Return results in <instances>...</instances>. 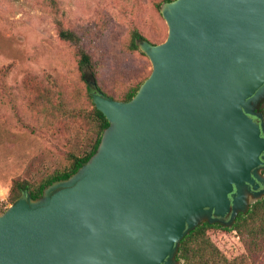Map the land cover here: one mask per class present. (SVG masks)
<instances>
[{
	"label": "water",
	"instance_id": "95a60500",
	"mask_svg": "<svg viewBox=\"0 0 264 264\" xmlns=\"http://www.w3.org/2000/svg\"><path fill=\"white\" fill-rule=\"evenodd\" d=\"M159 12L167 36L137 43L151 72L134 96L91 94L108 122L95 153L0 213V264H181L189 231L264 198V0Z\"/></svg>",
	"mask_w": 264,
	"mask_h": 264
},
{
	"label": "rangeland",
	"instance_id": "374dc122",
	"mask_svg": "<svg viewBox=\"0 0 264 264\" xmlns=\"http://www.w3.org/2000/svg\"><path fill=\"white\" fill-rule=\"evenodd\" d=\"M161 1L0 0V204L5 209L13 180L38 182L67 164L69 149L83 147L74 126L62 125L59 135L31 133L25 126L39 127L48 115L46 107L32 105L39 97L45 100L46 88L54 103L60 96L76 108L88 104L76 51L59 39L58 26L81 37L101 92L121 101L151 72L148 58L129 49L131 31L137 29L151 44L167 36ZM259 108L263 113L264 100ZM208 235L229 257L243 252L235 233L210 230Z\"/></svg>",
	"mask_w": 264,
	"mask_h": 264
},
{
	"label": "trees",
	"instance_id": "16d2710c",
	"mask_svg": "<svg viewBox=\"0 0 264 264\" xmlns=\"http://www.w3.org/2000/svg\"><path fill=\"white\" fill-rule=\"evenodd\" d=\"M170 1L172 0H162L160 4ZM58 37L70 44L76 51L77 69L80 79L85 84L87 107L85 109L70 106L60 96L58 97L59 101L54 103L52 90L46 88L43 91L45 100L43 101L42 97H39L36 99L38 103L35 100L32 105L33 107H46L48 115L44 116L43 123L39 124V127L34 128L26 124L25 126L31 133L47 134L49 132L52 135L61 134L62 125L74 126L72 128L77 130L76 137H81L80 142L83 143V147L78 145L69 149L65 155L67 164L63 168L54 170L38 182L31 183L26 179L13 180L9 189L10 204L23 192H29L33 199L38 198L42 191L53 182L69 178L95 153L101 134L108 126L106 118L95 108L91 100V94L95 91L101 92V89L96 81L94 61L82 46L81 37L61 24L58 26ZM144 40L148 41L137 29H133L129 49L137 51V43ZM142 55L144 54L142 53ZM140 84L129 89L121 101L130 100ZM4 210L5 207L0 204V213ZM210 230L235 233L243 247V252L233 257L227 256L209 237ZM175 259L181 260V264H264V198L251 204L246 214L239 213L231 227L206 222L196 226L179 242Z\"/></svg>",
	"mask_w": 264,
	"mask_h": 264
},
{
	"label": "flooded vegetation",
	"instance_id": "af4514ba",
	"mask_svg": "<svg viewBox=\"0 0 264 264\" xmlns=\"http://www.w3.org/2000/svg\"><path fill=\"white\" fill-rule=\"evenodd\" d=\"M255 121H257L255 118H253ZM263 174H264V171H263ZM225 219H228V216L225 217Z\"/></svg>",
	"mask_w": 264,
	"mask_h": 264
}]
</instances>
